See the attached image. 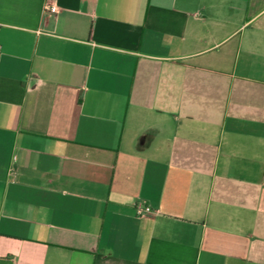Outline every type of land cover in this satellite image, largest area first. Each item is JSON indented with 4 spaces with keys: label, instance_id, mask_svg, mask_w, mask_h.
I'll return each mask as SVG.
<instances>
[{
    "label": "crops",
    "instance_id": "0c3cea01",
    "mask_svg": "<svg viewBox=\"0 0 264 264\" xmlns=\"http://www.w3.org/2000/svg\"><path fill=\"white\" fill-rule=\"evenodd\" d=\"M0 49V264H264V0H0Z\"/></svg>",
    "mask_w": 264,
    "mask_h": 264
},
{
    "label": "built area",
    "instance_id": "2783aa9c",
    "mask_svg": "<svg viewBox=\"0 0 264 264\" xmlns=\"http://www.w3.org/2000/svg\"><path fill=\"white\" fill-rule=\"evenodd\" d=\"M50 10L52 13L57 12L56 7L47 8V10ZM0 58H1V49H0ZM136 209L138 210L139 216H143L145 214H151L153 212V209L149 206H145L141 203L135 204Z\"/></svg>",
    "mask_w": 264,
    "mask_h": 264
}]
</instances>
